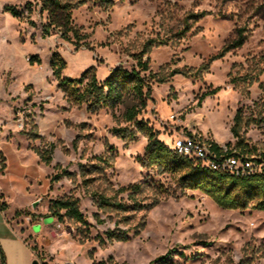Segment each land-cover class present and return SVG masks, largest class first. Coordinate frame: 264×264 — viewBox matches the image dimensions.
Returning a JSON list of instances; mask_svg holds the SVG:
<instances>
[{
    "label": "rangeland",
    "instance_id": "obj_1",
    "mask_svg": "<svg viewBox=\"0 0 264 264\" xmlns=\"http://www.w3.org/2000/svg\"><path fill=\"white\" fill-rule=\"evenodd\" d=\"M188 18L191 28L181 35ZM47 21L42 0H0V135L18 137L3 142L6 182L17 206L40 192L37 205L20 212L32 217L36 211L34 230L43 229L38 259L51 251L60 258L72 254L76 264H264V211L223 208L181 186L178 174L143 164L148 132L138 126L168 145L177 134L191 133L234 147L239 111L243 144L251 157H263L264 0H83L73 9L70 40L62 37L64 25L45 36ZM239 27L246 28L244 44L200 76L170 75L208 63ZM162 39L167 43L159 44ZM55 53L66 61L61 78L93 69L103 83L116 67L139 70L144 91L148 84L152 90L136 120L126 113L142 98L128 83L94 108L68 97L53 72ZM33 55L40 61L31 63ZM140 57H149L148 70L138 66ZM38 150L50 151V164ZM136 183L143 185V203L160 202L149 210L100 206V194L131 204L132 190L119 189ZM59 199L76 200L85 221L66 209L55 214ZM111 230L130 239L109 240Z\"/></svg>",
    "mask_w": 264,
    "mask_h": 264
},
{
    "label": "trees",
    "instance_id": "obj_2",
    "mask_svg": "<svg viewBox=\"0 0 264 264\" xmlns=\"http://www.w3.org/2000/svg\"><path fill=\"white\" fill-rule=\"evenodd\" d=\"M82 2L83 0H42V11H47L48 18V21L44 25V35H49L52 27L64 25L66 29L62 31V37L66 40H70L68 32L73 31L74 29L73 9ZM7 10L15 16L19 15L18 10L14 6H8ZM205 14L206 12H201L197 15L202 17ZM190 28L191 24L189 23L188 18L186 19L185 26L179 34L184 35L186 31L190 30ZM245 31V27H239L237 29L236 36L217 54L211 56L208 63H203L198 68L173 69L170 72V75L181 73L185 76H200L203 70H207L209 68L210 62L214 59L223 57L228 51L243 45L246 40ZM158 42L159 44H163L167 43V40L162 39L158 40ZM149 46L150 45L148 44V47ZM148 47L144 49L145 52L149 51ZM36 61H40V57L38 55H33L30 58V62L35 63ZM51 65L54 74L60 79V87L68 95V97L75 100V102L79 105L87 102L90 104V108L107 104L109 99H114V97H116L120 84H130L135 94L140 97V99L142 98L140 101L141 105H133L128 108L126 115L127 120L130 121L136 120V117L146 105V98L147 96H150L152 90L151 86L148 84L147 91H144L147 83L145 78L140 74V71L136 69L128 71L121 67H116L111 71L110 75L104 80V82L101 83L93 69L86 70L79 78H61V72L66 65V61L59 53L53 54ZM138 66H140L142 70H148L149 57L145 60L142 57L138 58ZM158 80L163 82L166 80V77H161ZM82 84H84L83 88L80 87ZM105 87L108 88L107 92L105 91ZM217 90L218 88H213L206 91L203 97L208 94H213ZM138 126L148 132L146 155L144 158L139 159L143 164H145L144 162H148L152 165L156 164L164 170L178 174V181L181 186L186 189H197L202 191L223 208L241 210L258 209L264 211V155H262L263 157H251V148H249L247 144H243V139L240 134L241 114L239 111L234 117V124L231 129L234 136L238 138V141L235 143L234 147L230 145L231 143H229L227 147L229 148V152H233V149H236L240 153L245 155L247 154L255 162V164L260 167V170L245 176H237L228 172L213 170L203 167L200 164H196L194 161L175 153L172 148H170L162 140H159L155 134H153L152 130L148 129V127L142 122H140ZM211 142L214 149H221L220 144L215 141ZM37 153L40 155L41 160L46 164L51 163L52 155L50 151L38 150ZM5 166V158L0 151V169L3 170ZM129 189L132 190L128 195V197L132 200L131 204L127 205L121 200H113L103 194H100V206H113L117 209L126 208L149 210L160 202V198L156 197L151 202L143 203L142 197H138V193L143 191V185L141 183L121 187L119 190L123 192ZM1 206L5 207V202H2ZM54 207L55 214H59V210L61 209H66L67 215L74 217L79 221H85L83 213L80 211L76 200L59 199L55 201ZM59 217H61V215H59ZM107 236L109 240L116 239L127 241L130 239V236L122 230L108 231ZM31 237L32 235H29L27 240ZM33 248L38 249L37 245H33ZM0 264H6V256L1 248V245ZM101 264H105V262L101 261Z\"/></svg>",
    "mask_w": 264,
    "mask_h": 264
},
{
    "label": "crops",
    "instance_id": "obj_3",
    "mask_svg": "<svg viewBox=\"0 0 264 264\" xmlns=\"http://www.w3.org/2000/svg\"><path fill=\"white\" fill-rule=\"evenodd\" d=\"M17 139L18 137L14 136L8 137L6 133L0 135V151L3 156L5 155L3 142H13L17 141ZM18 148H23L20 142L18 143ZM4 158L7 166L3 170L0 169V245L6 256V264H32L35 259L39 258V248L44 244L42 239L43 229L37 232L34 230V224L38 221L33 217L36 211L32 210V217L20 214V212L33 205L35 197L40 192L32 196L29 204L25 206L14 205L11 200L12 190L8 188V183L6 182V175L9 172L8 163L6 162L7 157L4 156ZM2 202H5V207L1 206ZM42 220L43 218L39 221ZM29 235H32V238L27 240ZM31 240H33V243H31ZM33 245H39V248L34 249ZM66 259L73 260L74 256L67 254L64 258H60L57 254L49 251L48 258L42 262L57 263Z\"/></svg>",
    "mask_w": 264,
    "mask_h": 264
},
{
    "label": "built area",
    "instance_id": "obj_4",
    "mask_svg": "<svg viewBox=\"0 0 264 264\" xmlns=\"http://www.w3.org/2000/svg\"><path fill=\"white\" fill-rule=\"evenodd\" d=\"M168 146L178 155L213 170L224 171L237 176L249 175L260 170V167L247 154L240 153L236 149L229 152L226 145H220L221 149L216 150L211 141L191 133L177 134L172 139L171 145ZM40 262L41 264H76L72 259L57 263Z\"/></svg>",
    "mask_w": 264,
    "mask_h": 264
},
{
    "label": "water",
    "instance_id": "obj_5",
    "mask_svg": "<svg viewBox=\"0 0 264 264\" xmlns=\"http://www.w3.org/2000/svg\"><path fill=\"white\" fill-rule=\"evenodd\" d=\"M37 203H38V201H35L34 203H33V206H36L37 205ZM32 264H41V262H40V260L39 259H35L34 261H33V263Z\"/></svg>",
    "mask_w": 264,
    "mask_h": 264
},
{
    "label": "bare ground",
    "instance_id": "obj_6",
    "mask_svg": "<svg viewBox=\"0 0 264 264\" xmlns=\"http://www.w3.org/2000/svg\"><path fill=\"white\" fill-rule=\"evenodd\" d=\"M218 209V208H217Z\"/></svg>",
    "mask_w": 264,
    "mask_h": 264
}]
</instances>
